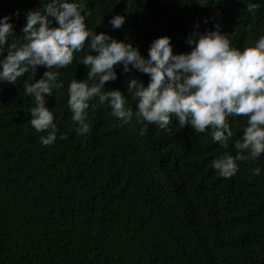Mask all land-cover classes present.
<instances>
[{"label": "trees", "instance_id": "obj_1", "mask_svg": "<svg viewBox=\"0 0 264 264\" xmlns=\"http://www.w3.org/2000/svg\"><path fill=\"white\" fill-rule=\"evenodd\" d=\"M43 2L0 0V17L20 11L12 20L20 43L27 11ZM83 2L93 10L86 21L90 30L139 47L145 58L161 36L171 38L174 54L190 51L185 38L194 24L199 21L201 32L213 29L203 21L217 11L223 31L234 32L233 46H252L264 35V2L254 15L237 0ZM115 14L126 17L120 30L109 24ZM87 51L61 69L63 87L45 97L58 128L51 146L42 145L44 133L31 127L34 99L24 93V83L46 69L25 74L16 85L0 84V264H264V155L238 161V173L228 179L211 167L225 152L236 155L244 118H229L227 149L212 141L210 130L182 129L175 118L170 131L149 125L141 135L137 102L126 85L138 78L147 86L149 77L124 74L118 66V79L105 91L125 93L132 121L121 126L97 98L87 110L91 131L78 135L68 87L73 79L87 80L88 69L80 64Z\"/></svg>", "mask_w": 264, "mask_h": 264}, {"label": "clouds", "instance_id": "obj_2", "mask_svg": "<svg viewBox=\"0 0 264 264\" xmlns=\"http://www.w3.org/2000/svg\"><path fill=\"white\" fill-rule=\"evenodd\" d=\"M229 2V0H225ZM245 10L255 14L264 0H237ZM93 10L83 0H44L42 7L27 11L22 27L23 43L15 39V23L20 11L0 17V84L16 85L25 74L34 76L38 68L46 69L40 79L24 83V93L34 99L30 109V125L40 135L39 142L51 146L57 140L58 128L52 110L46 107V96L62 88L58 82L61 69H67L75 54L88 51L80 64L88 69L87 80L73 79L68 87V107L78 135L91 131L87 110L98 98L107 103L111 115L122 121L133 119L126 107L127 97L119 89L105 91V85L118 79L117 67L124 74L135 70L147 75V86L138 78L127 82V93L136 100V118L143 125L141 135L155 125L170 131L173 118L180 128L190 127L194 133L210 130L211 139L222 148L229 147L233 130L229 118L242 117L246 124L234 143L236 155L227 152L211 162L219 176L228 179L239 171V162L256 161L264 155V35L252 46H233V33L223 31V14L205 18L213 29L199 31L196 22L185 38L190 51L174 54L171 38L154 39L147 58L139 47L118 41L103 32L97 34L86 23ZM113 30L126 24V17L115 14L109 21ZM89 81H93L89 83ZM2 92V88H0ZM60 140L67 139L60 135ZM260 168L252 170L260 174Z\"/></svg>", "mask_w": 264, "mask_h": 264}]
</instances>
